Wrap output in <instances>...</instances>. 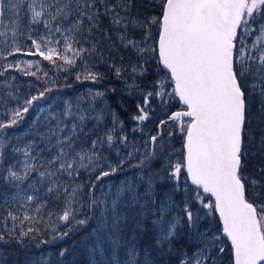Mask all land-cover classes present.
Segmentation results:
<instances>
[{"label":"snow or ice","instance_id":"obj_1","mask_svg":"<svg viewBox=\"0 0 264 264\" xmlns=\"http://www.w3.org/2000/svg\"><path fill=\"white\" fill-rule=\"evenodd\" d=\"M132 8L133 0H0V59L17 54L38 56L65 71L81 60L83 71L76 80L97 83L104 79L103 74L89 68L83 58L85 54L102 53L95 43L91 48L81 46V38L85 33L93 36L101 31V20L107 18L120 47L135 55L137 61L130 60L127 67L112 65L117 78L129 69L131 74L143 76L147 71L144 64L151 58L164 73L153 84V91L146 92L132 119H149L147 105L153 97L162 102L176 100L182 105L168 120L159 121L157 133L145 142L147 146L138 163L130 165L140 169L138 179L108 186L97 197L94 190L98 184L78 183L81 174L100 182L122 171L140 151L123 134V121L117 114L96 107L95 101L103 98L104 92L89 89L86 97L81 96L75 104L65 101L57 110L52 103L47 107L40 104L53 91L50 87L21 100L12 90L15 77L0 82V116L4 117L0 119V178L16 189L12 196L0 193V203H30L37 199V185L46 186V195L51 194L63 204L58 219L69 231L95 221L92 236L96 245H110L113 258L123 241L122 225L130 215L140 232L144 231L143 221L155 217L154 235L142 259L135 236L123 241L127 245L125 264H154L151 253L171 252L181 237L180 229L186 225L184 234L197 248L190 257L185 253L180 264H216L217 254L225 249L220 236L200 229L198 212L194 213L185 202L183 215L168 219L175 207L172 195L165 193L157 200V183L173 181L175 191L183 171L196 186L195 200L207 210L205 215L219 214L223 236L230 241L231 264H264V183L244 173L246 121L253 94L259 96L258 111L264 115V0H159V15L145 18L130 17ZM130 25L141 32L139 38L130 34ZM153 26L158 30L157 38L153 37ZM40 27L44 31L38 34ZM104 36L111 41L109 32ZM39 64L40 60L9 62L4 71L15 69L36 76L31 69H39ZM129 87L139 85L133 80ZM85 99L89 101L87 108L81 106ZM13 102L15 106L10 107ZM30 110L32 118L27 129L9 136L6 130L25 122ZM107 115L111 116L112 127L96 134ZM169 121L183 135L179 153L169 143L174 133L160 130ZM105 145L115 150L118 159L114 163L100 151ZM260 146L264 147V137ZM177 154L181 159L173 162L172 156ZM157 161L161 163L160 170L145 173L144 169ZM26 181H31V193L20 187ZM141 185H146L143 191ZM200 189L215 199L205 200ZM74 204L78 207L74 208ZM82 209H87V214L81 212L83 218H78ZM7 219L15 222L32 217L25 214L21 218L8 211L5 223ZM35 231L28 228L21 235ZM68 234L60 232L53 239ZM4 239L0 234V241Z\"/></svg>","mask_w":264,"mask_h":264},{"label":"rangeland","instance_id":"obj_2","mask_svg":"<svg viewBox=\"0 0 264 264\" xmlns=\"http://www.w3.org/2000/svg\"><path fill=\"white\" fill-rule=\"evenodd\" d=\"M159 0H146V2L142 3V6L139 8L133 7L130 12V17H156L159 15ZM124 15V13H122ZM130 34L134 35L136 38H139L141 32L139 30H132L131 25ZM101 31L95 32L93 36H88L85 33V38H81V46L84 48H91L95 43L98 51L102 53V55H88L85 54L84 61L87 62V66L91 68L93 71L99 72L103 74L104 79L97 83H93L91 81H77L76 75L83 71L81 67V60H77V64L73 68H68L67 71L64 68H58L48 61H44L41 57L38 56H26L23 54H17L15 57H8L7 60L0 59V71L4 72L3 76H0V82L9 80L10 77H15L14 81L11 83L14 85L12 89L16 92L21 100L27 98L30 95H36L39 91L44 90L46 87H50L53 89L52 92L47 93L46 100L40 101V104L44 107H47L48 103H52L53 107H56L59 110L60 107L64 106L65 101H70L75 104L81 96H87L88 90L91 89L93 91H102L104 92V97L99 98L95 101V105L98 109H107L111 112H115L119 119L123 121V134L127 135L130 143H135L140 151L136 154L133 159L128 160L122 171L117 172L115 175L110 177H105L102 181L96 182L91 179L87 174H81L78 178V183L88 184L89 182L97 183L98 187L94 190L95 195L99 197L102 191H107L108 186L111 185H119L121 181L138 179L140 169L130 167V165H135L139 161V157L143 155L145 151L146 141L149 140L150 136L155 135L157 133V126L159 121L167 120L169 115L176 109L180 108V105L176 102V100H168L167 102H162L159 97L150 98L149 104L147 105V110L149 111V119L144 122H138L132 119L133 116L137 115V105H141L144 102V95L146 92L153 91V84L164 75L161 72L160 66L157 64L154 58L148 60L144 67L147 69L143 76L141 75H133L131 74L130 69L128 71H123L120 78H117L115 72L111 69L112 65L116 67H127L130 60L132 63H136L135 55L129 53V51L123 49L119 45V41L116 38L114 32L110 29V21L107 18H102L101 20ZM43 28H38L37 32L43 33ZM153 37L157 38V28L155 26L151 29ZM104 32H109L111 34V41L105 38ZM23 43L30 44V41H27L24 38H21ZM251 42V39L249 40ZM152 41H149V44H152ZM115 45V47H112ZM111 49V50H110ZM71 55V54H70ZM120 57L124 59L121 60ZM30 61L35 62L40 60L39 69L33 67L31 71L37 72L36 76H28L23 73L16 71L15 69H8L4 71L7 64L9 62L16 61ZM23 66V65H22ZM67 67V66H65ZM45 73L47 75H45ZM135 81L138 88H130L129 84ZM54 81V83H53ZM2 86V85H0ZM115 91H112V90ZM170 91V89H169ZM89 101L87 99L81 102V106L87 108ZM250 111L252 113L249 115V119L247 120L249 123V128L246 129V145L247 147V160L254 161V157L259 156L260 154H264V147L260 146L261 138L264 137V115H262L258 111L259 104V96L253 94L250 98ZM15 102L10 104V107H14ZM32 118L31 110L30 113L26 116L25 122L21 123L19 126L13 127L11 129H7V133L9 136L13 134H21L23 133ZM0 119H4L3 116H0ZM247 126V123H246ZM88 127H92L91 122ZM112 127L111 116L107 115L105 117L104 123L101 125V128L97 130L96 134L102 133L104 129ZM137 128V131L133 132L132 129ZM163 133H168L172 131L174 135L169 139V143L176 149L177 153L182 151L183 145V135L178 134V130L173 126H163ZM30 137H25V140ZM94 138V136H93ZM16 143V141H13ZM21 146H23L21 144ZM11 146L9 145V148ZM249 149H253V153L249 154ZM130 150V149H129ZM103 154L109 158L111 162H115L118 157L116 156L114 149H109L107 145L104 148L100 149ZM125 149H121L122 154ZM181 159L180 155H173L172 160L175 162L176 160ZM161 168V163L159 161L153 163L150 168L144 169L145 173L152 171L157 172ZM260 171V175L250 176L246 175L249 179H257L264 183V174ZM95 173H93V176ZM35 177V174H33ZM147 178V177H145ZM31 181H26L20 185L22 189H29V184ZM173 181L164 180L163 182L157 183V200L165 197V193H169L172 195L174 201V209L168 214V219H172L173 217H178L183 215V206L184 203L187 202L194 213L200 215V229L207 230L209 234L216 233L220 236L222 241V246L225 251L223 253H218L216 257V264H231V249L230 244L226 237L222 234V225L218 219L217 213L211 215H205L207 210L203 209V206L199 204L198 201L195 200V192L196 186L192 185L187 177L186 173L182 171L181 173V181L180 187L175 191H172ZM39 188V192L36 194L37 199L30 203L17 204L15 206L9 204L5 206L3 203L2 208L0 207V234L5 236L4 241H0V264H17L18 261L23 260V264H47L49 259L51 258V247L56 243H62L68 237L56 238L53 239L54 236L58 237V234L63 231V227L68 229L65 222L60 221L58 216L62 214L63 204L56 200L51 194L46 195V186L37 185ZM146 185H141V191L144 190ZM183 189H187L184 191ZM201 192V190H199ZM7 192L9 196L15 194L16 189L9 187L6 185L2 178H0V193ZM85 193L89 192L88 188L84 189ZM3 198L0 197V200ZM87 199V196L84 197ZM206 200V199H205ZM43 205V206H41ZM74 208H77L78 205H73ZM39 208V211H37ZM12 211L19 217H23L25 214L32 217V220H17L13 222L10 219H7L5 223V219L7 217V212ZM87 209H82L78 212V218H83L81 212L87 214ZM49 213H53L49 215ZM155 217H148L143 221L144 231L142 234L150 231L153 235V225L152 220ZM92 225V229L95 227V221H90L89 225ZM15 228V231L12 229ZM28 228L37 229L35 232H30L28 236H22V232L27 231ZM123 232V241L132 240L133 236H135V242L137 247L142 254L145 249L148 248V245L151 243H145L142 240L140 231L136 229L135 222L132 219L131 215L129 216L126 224L122 225ZM53 229L56 231L54 232ZM78 231H84L83 227L74 228ZM187 231L186 225L180 229L181 237L179 241L174 246L171 252L165 251L163 254L159 252L153 251L151 256L155 263L156 254L159 257H167L172 255L173 261L180 264V260L183 255L187 253L190 257L193 254V251L197 248V244L192 242L190 238L184 233ZM92 234V230H90L87 235ZM22 241V242H20ZM43 241H48V243H43ZM122 241L121 247L117 249L115 262L116 264H125V261L128 259L126 254L127 245ZM17 243H22L24 248H20ZM96 244V241H95ZM101 248H103V252H101ZM112 252V248L108 244H103L97 247V245H93V252H95V257L99 260L100 264H105L104 261V250H109ZM2 251H12L14 254L11 257V263L7 262L2 256ZM154 252L156 254H154ZM42 254L39 256V254ZM7 255V254H6ZM35 255V256H34ZM31 256V258H30ZM33 256V257H32ZM37 256V257H36ZM32 260L33 262H30ZM17 261V262H16ZM107 261V260H106ZM106 264H109L106 262Z\"/></svg>","mask_w":264,"mask_h":264},{"label":"trees","instance_id":"obj_3","mask_svg":"<svg viewBox=\"0 0 264 264\" xmlns=\"http://www.w3.org/2000/svg\"><path fill=\"white\" fill-rule=\"evenodd\" d=\"M146 2V0H133V7L139 8V6H142V3ZM252 113L250 111L248 115ZM247 119V120H248ZM247 126L246 129L249 128V123L246 121ZM247 133V132H246ZM247 136V135H246ZM246 136H245V144H246ZM248 147V144L246 145ZM253 153V149H249L248 151V157L249 154ZM254 161L246 160L245 166H244V173L245 175L250 176H256L260 175V169H264V154H260L259 156L254 157ZM264 174V172H262ZM262 174V175H263ZM264 176V175H263ZM201 194L206 200H214V197H212L210 194L203 193L202 189ZM92 225L83 227L84 231H78L77 229H73L72 231H69V229H66L63 227V231H68L69 234L65 237H68L65 241L62 243H56L51 247V255L50 259L47 262V264H100L99 260L95 257V252H93V245L95 246V238L92 236V234L87 235V233L92 230ZM141 234V238L145 243H150L153 238V234L150 231H147L146 233ZM17 245L20 248H24L22 243H17ZM63 251L65 254L63 256H60L59 253ZM104 261L105 264L108 262L109 264H116L115 258L112 256V252L109 250H104ZM7 254V255H6ZM5 254V251H2L1 256L7 261L11 263V257L13 256L12 251H7ZM154 254H156L154 252ZM167 257H159L157 254L155 256V263L154 264H177V262L173 261V257L171 254ZM231 257V254H230ZM232 259V257H231ZM107 260V261H106ZM17 262V261H16ZM24 261H18L17 264H23ZM9 264V263H8Z\"/></svg>","mask_w":264,"mask_h":264},{"label":"bare ground","instance_id":"obj_4","mask_svg":"<svg viewBox=\"0 0 264 264\" xmlns=\"http://www.w3.org/2000/svg\"><path fill=\"white\" fill-rule=\"evenodd\" d=\"M0 207L2 208V205H0ZM1 210V209H0ZM42 255L41 253L39 254V256ZM35 256V255H34ZM33 257V256H32ZM37 257V256H36ZM31 258V256H30ZM30 261V260H29ZM30 262H33L32 260Z\"/></svg>","mask_w":264,"mask_h":264},{"label":"water","instance_id":"obj_5","mask_svg":"<svg viewBox=\"0 0 264 264\" xmlns=\"http://www.w3.org/2000/svg\"><path fill=\"white\" fill-rule=\"evenodd\" d=\"M189 180H190V178H189ZM190 182H191V180H190ZM217 215H218V218H219V214L217 213ZM219 220H220V218H219ZM220 222H221V224H222V221L220 220ZM230 242V241H229Z\"/></svg>","mask_w":264,"mask_h":264},{"label":"flooded vegetation","instance_id":"obj_6","mask_svg":"<svg viewBox=\"0 0 264 264\" xmlns=\"http://www.w3.org/2000/svg\"><path fill=\"white\" fill-rule=\"evenodd\" d=\"M171 124H170V126H173V122H170ZM167 125H169V124H167Z\"/></svg>","mask_w":264,"mask_h":264}]
</instances>
